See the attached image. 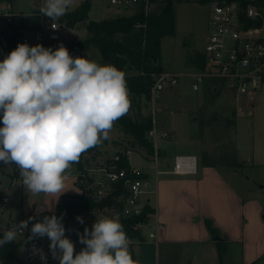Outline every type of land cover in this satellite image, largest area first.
<instances>
[{
    "label": "clouds",
    "instance_id": "9594fccd",
    "mask_svg": "<svg viewBox=\"0 0 264 264\" xmlns=\"http://www.w3.org/2000/svg\"><path fill=\"white\" fill-rule=\"evenodd\" d=\"M73 4L74 0H43L39 11L55 21ZM129 108L126 76L116 66L74 57L63 44L53 50L19 43L0 60V163L15 165L33 195L63 194L67 170L107 139L114 122ZM34 219L12 225L0 238V247L16 241ZM76 219L84 224L83 217ZM65 232L63 215H45L31 224L27 240L46 236L59 264H139L115 218L103 216L83 234L77 232L84 245L79 252ZM33 252L47 264L41 249L33 247Z\"/></svg>",
    "mask_w": 264,
    "mask_h": 264
},
{
    "label": "rangeland",
    "instance_id": "374dc122",
    "mask_svg": "<svg viewBox=\"0 0 264 264\" xmlns=\"http://www.w3.org/2000/svg\"><path fill=\"white\" fill-rule=\"evenodd\" d=\"M82 1L74 0L73 7L67 14L55 21L40 13L39 9L43 0H12L11 2L2 0L0 3L11 6L9 11L12 15L10 17L37 12L39 16L38 26L40 24L46 26L51 22H56L59 27L54 30V37L45 42L46 48L51 47L54 50L60 44L65 46L87 36L86 26L74 30L76 23L72 24L74 18L71 13ZM89 1L90 8L87 14L92 20L128 15L137 7L136 4L128 6L112 4L110 0ZM152 2L153 5L156 0ZM28 5H30L29 8ZM2 11L4 9L0 7V12ZM208 11V3L201 4L196 1L175 3V34L161 39V57L164 69L173 70L176 68L177 70L182 67V69H185L184 57L186 51L192 52L194 49L199 51L203 49L207 34ZM4 20H6V17H0V36L1 34H8V26ZM86 21L88 22V20ZM78 56H84L98 63L100 59L99 52L95 48H91ZM254 97L252 109L251 102H248L245 96L237 98L228 91L212 93L208 88L195 91L190 87V80L181 76L177 86L163 89L157 99V106L161 109L158 112V117H161V120L165 119L168 123L166 127L169 130V136L166 139L159 138L157 144L162 146L166 140V145H163L166 157L177 154H190L194 155L200 163L202 153L205 152L215 160L219 157L220 152H228L232 147L235 125L234 128L226 125V120L236 118V127L239 131H241L244 121L250 124L253 120L252 110L255 113L264 109V86L260 91L254 93ZM148 107L147 99L144 96L134 99L130 95L128 113L133 119L141 120L148 116ZM199 124H202L201 132ZM108 138H110V143L105 139L100 145L87 153L89 155H86L85 158L89 164L104 160L105 156L113 155L115 151L124 146H131L132 152L128 156L129 162L133 166H137L140 171L150 174V180H152L154 169L147 160L149 154L143 147L137 144L132 145L131 136L115 124ZM163 157H159L160 163L163 162ZM238 160L240 161V159ZM220 164L219 167L233 168V166H228L225 163ZM14 166H6L0 163L3 171V173H0V230L3 232L10 229L22 217L31 213L54 211L56 203L63 195L80 193V187L75 182V175L78 170L73 164L66 172L67 179L65 180V192L63 194L40 193L37 195H33L25 189L19 169L14 170ZM243 173L246 176L250 171L244 170ZM251 185L254 189L258 187L256 182H252ZM147 189H151V186ZM144 195L151 196V198L153 196L150 192ZM2 197H6L7 200L2 202ZM65 235L70 238L66 232ZM40 239L49 246L50 241L46 236ZM72 241L75 244V251L79 252L82 245L78 241ZM50 264H59V261L52 257Z\"/></svg>",
    "mask_w": 264,
    "mask_h": 264
},
{
    "label": "built area",
    "instance_id": "2783aa9c",
    "mask_svg": "<svg viewBox=\"0 0 264 264\" xmlns=\"http://www.w3.org/2000/svg\"><path fill=\"white\" fill-rule=\"evenodd\" d=\"M153 0H110L116 5H132L142 7L148 11ZM207 34L202 53L203 65L200 68L187 67L184 70L163 69L153 75L147 97L148 116L151 127L146 132L151 141L153 151L148 155L155 174H193L196 173L197 158L190 154H177L173 157L172 164L165 169L161 168L159 157L161 150L157 144L159 138H167L169 132L161 125L157 106V99L161 91L167 87L177 86L181 76L190 80L192 90L208 88L212 93L228 91L235 96H245L248 102L253 100L254 93L264 86V6L247 4L242 6L236 1L211 0L209 3ZM4 11L0 17H10V6L0 3ZM136 7V8H137ZM55 27V29H53ZM56 22L48 25L40 24L36 29L24 31L15 39V47L19 43L30 46L42 44L54 37V30L58 29ZM9 48L7 34L0 36V55ZM165 108V107H164ZM91 152V151H90ZM132 152L131 146L123 148L105 156L104 160L89 164L85 158L88 151L80 159L81 168L77 169L75 182L80 187L81 194H88L93 201L99 202L107 199V204L102 207H86L82 212L85 227L89 229L96 219L103 216L117 219L120 223L127 218L139 217L145 205H150L146 194L149 192L148 182L145 177H133L134 174L145 172L133 166L128 159ZM124 156L128 166H119L118 162ZM7 200L2 197V202ZM28 216L21 220H27ZM37 222V221H35ZM29 228L23 235H18L15 264H43L38 254H34L33 247L41 249L47 256V264L51 262L49 246L40 238L28 241ZM130 240V248L144 238L154 239L158 230V222L154 210L146 214L145 219H137L124 226ZM24 236V237H23ZM82 245V244H81ZM84 245H82V248Z\"/></svg>",
    "mask_w": 264,
    "mask_h": 264
},
{
    "label": "crops",
    "instance_id": "0c3cea01",
    "mask_svg": "<svg viewBox=\"0 0 264 264\" xmlns=\"http://www.w3.org/2000/svg\"><path fill=\"white\" fill-rule=\"evenodd\" d=\"M252 112V122L244 121L241 131L235 118L233 141L241 166L197 162L196 173L154 171L152 180L145 173L158 230L154 239L132 247L139 264H264V109ZM161 124L169 132L165 119ZM163 145L165 169L174 156L166 157ZM244 170L250 173L244 176ZM252 182L262 187L255 190Z\"/></svg>",
    "mask_w": 264,
    "mask_h": 264
},
{
    "label": "trees",
    "instance_id": "16d2710c",
    "mask_svg": "<svg viewBox=\"0 0 264 264\" xmlns=\"http://www.w3.org/2000/svg\"><path fill=\"white\" fill-rule=\"evenodd\" d=\"M7 1L11 2L12 0ZM182 1H196L201 4H207L211 0H156L148 11L142 10V7H137L131 14L99 20L88 18L87 13L90 8V1L83 0L72 11L71 15L74 18L72 24L81 20H88L86 24L87 36L65 45V47L72 56H78L91 48L97 49L100 55V64H112L123 72L126 71L125 76L129 94L134 99H139L141 96L147 99L153 75L164 69L161 57V39L175 34V3ZM226 1H236L243 7L250 3L264 6V0ZM4 22L8 26L7 40L9 48L5 53L0 55V60H3L15 48V39L24 31L38 27L39 16L37 12H29L6 17ZM184 65L200 68L203 65L202 53L195 49L192 52L187 50L184 57ZM114 124L131 136L132 145L137 144L143 147L148 154L152 153V143L146 136V132L151 127L149 116L136 120L127 112L115 121ZM226 125L233 126L234 128L235 119H227ZM199 129L201 132L202 124H199ZM94 148L89 149L88 152ZM80 159L78 162L73 163L77 169L81 168ZM200 163L210 166H218L221 165L220 163L233 167L241 166V162L236 155L234 141L232 142L231 150L220 152L219 157L215 160L205 152L202 153ZM118 164L119 166H128L124 156H121ZM16 168L14 166V170ZM0 173H3L1 167ZM133 177L142 178L145 177V174L138 173L134 174ZM107 202V199L95 202L88 194H66L58 200L54 211L31 213L28 215V218L35 217L32 221L38 222L45 215L51 216L55 214L58 217L63 215V223L67 235L72 240L79 242L77 232L82 234V224L77 221L76 217L81 216L86 207H102ZM152 211L153 207L146 204L139 217L127 218L121 224L123 227H126L134 220L145 219L146 214ZM206 224L209 229L212 228L208 220H206ZM3 234L4 232L0 230V238L3 237ZM17 247L18 243L16 241L0 247V264H15ZM130 251L133 256L131 248Z\"/></svg>",
    "mask_w": 264,
    "mask_h": 264
},
{
    "label": "water",
    "instance_id": "95a60500",
    "mask_svg": "<svg viewBox=\"0 0 264 264\" xmlns=\"http://www.w3.org/2000/svg\"><path fill=\"white\" fill-rule=\"evenodd\" d=\"M0 1H2V0H0ZM86 24H87V21H86V20L78 21V22H76V24L74 25V30H78V29H80V28H82V27H85ZM107 142L110 143V138H107ZM241 161H242V160H241ZM257 186L261 188V187H262V184H258V183H257ZM1 212H3V210H1Z\"/></svg>",
    "mask_w": 264,
    "mask_h": 264
}]
</instances>
